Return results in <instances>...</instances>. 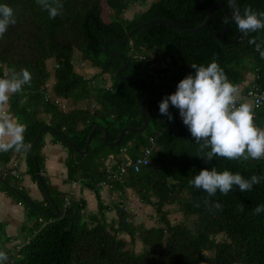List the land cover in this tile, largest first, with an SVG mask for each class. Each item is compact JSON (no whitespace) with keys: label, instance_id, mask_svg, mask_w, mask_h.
I'll return each mask as SVG.
<instances>
[{"label":"trees","instance_id":"16d2710c","mask_svg":"<svg viewBox=\"0 0 264 264\" xmlns=\"http://www.w3.org/2000/svg\"><path fill=\"white\" fill-rule=\"evenodd\" d=\"M138 1L61 0L62 14L52 19L37 0H0V4L14 10L16 19L0 39V78L7 77L11 68L31 73L30 84L10 94L8 103L9 113L27 126L24 137L29 148L0 152V164L10 163L16 154H25L27 174L44 195L42 201H36L22 187L20 178L0 177V192L23 205L28 220L33 222L21 231L25 241L11 248L7 245L13 237L0 222V251L8 256L4 264H264V212L255 215L252 211L264 204V180L251 191L240 192L237 188L227 196L217 191L210 199L219 202L222 210L206 206L208 194L189 184L200 170L210 171L213 167L218 172H238L245 178L264 176V159L201 160L197 157L198 145L178 118L179 110L170 105L171 121L159 113V103L174 94L188 74H194L190 67L193 63L207 66L215 58L238 88L247 73H253L254 79L262 83L264 58L250 40L264 45V30L243 34L237 43H227L221 38L226 15L215 8L208 26L201 31L185 32L165 23H153L135 32L126 44L110 41L106 48L108 40H124L137 26L152 20L165 19L193 29L205 22L212 4L221 3L230 10L227 0H153L147 10L132 19L124 18ZM236 3L241 13L247 6L264 11V0ZM104 4L117 18L104 19ZM238 32L234 21H230L225 39L234 40ZM113 53L123 54L128 62L121 75L151 79L153 90L145 109L149 125L143 133L126 131L117 146L106 145L105 133L97 129L84 153L97 126L108 130L109 142L116 141L127 127L144 126L142 104L149 83L143 78L118 76L124 60ZM76 61L81 66L87 62L99 71L85 77L75 69ZM49 62L53 67L48 66ZM100 76L104 85L96 84ZM107 76L111 79L109 86L104 79ZM52 78L56 83L48 85ZM49 92L53 98L46 99ZM57 97L89 103L94 98L96 104L63 111L54 101ZM259 110L255 121L263 125L264 106ZM40 132L42 136L36 140ZM48 133L69 150L67 180L94 192L97 214L86 213L85 199L69 197L67 205V195L51 186L45 176L43 155ZM31 147L41 169L42 184L38 182ZM146 148H153L152 163L140 172L130 168L122 181H110L109 185L123 193L121 198L126 197L128 188L133 189L143 203L155 207L159 225H136L123 200L113 207L118 218L108 222L106 214L112 206L105 205L100 186L106 180L105 161H124L126 157L136 161L144 156ZM170 204H178L185 219L193 218L192 225L173 224L164 210ZM121 234L129 235L133 242L139 238L143 251L130 249ZM221 234L224 239L218 241L216 237Z\"/></svg>","mask_w":264,"mask_h":264},{"label":"clouds","instance_id":"9594fccd","mask_svg":"<svg viewBox=\"0 0 264 264\" xmlns=\"http://www.w3.org/2000/svg\"><path fill=\"white\" fill-rule=\"evenodd\" d=\"M227 3L233 9L229 20L234 21L243 34L264 30V11L247 6L241 13L236 0H227ZM37 4L52 19L62 14L61 0H37ZM15 23L14 10L7 4H0V39ZM250 43L260 50V56L264 58V50H261L264 45L258 44L255 39ZM190 67L194 69V74H188L178 83L174 94L159 103V113L171 121L170 105L179 110L183 124L198 145L196 152L201 160L212 161L217 157L245 161L264 159V128L254 124L252 104L237 101L238 87L228 79L217 60L213 58L207 66L193 63ZM30 82L31 73L24 68L19 71L11 68L7 77L0 78V152H21L29 148L24 137L27 126L4 111V107L10 101V94L22 91L23 86ZM262 180L264 176L245 178L238 172H218L213 167L210 171L200 170L189 184L208 194L209 199L204 202L206 206L222 210L219 202L213 203L210 199L216 196L217 191L224 196L237 188L240 192L251 191ZM252 211L259 215L264 212V204L257 205ZM7 260V253L0 251V264Z\"/></svg>","mask_w":264,"mask_h":264},{"label":"crops","instance_id":"0c3cea01","mask_svg":"<svg viewBox=\"0 0 264 264\" xmlns=\"http://www.w3.org/2000/svg\"><path fill=\"white\" fill-rule=\"evenodd\" d=\"M82 71L85 72L84 74H82L85 77H89L90 74H93L91 70H88L87 68H84V70ZM254 80L255 79L253 74L247 75L246 80L238 88L237 98L244 99L245 102L251 103L249 99L245 98V95L248 87L254 82ZM4 111L9 112V104L5 105ZM257 119L256 113H254V124L260 128H264V124L262 126L255 121ZM43 155L45 156V176L49 180L51 186L57 188L60 192L66 194L68 198L70 197L74 199H85L87 202L86 213L97 214L96 212H94V209L98 210V201L94 192L86 187H83L80 183H72L67 180L68 169L66 167L65 161L68 158L69 153L64 145H62L61 143L54 142L52 133H48L45 136V146L43 148ZM12 160H17L19 163V170L22 175V187H24L28 191L32 199L36 201H42L44 199V196L41 193L38 184L33 181L29 174H27L28 165L25 154H16ZM116 194L121 197L120 195L123 193L115 187H103L101 195L105 205H108L105 202V196L108 197L110 195ZM111 211H113V209ZM16 221L20 222L23 228L25 227V225H33V222L29 221L26 216L24 206L16 203L6 193L0 192V222L6 225V231L8 236L13 237V242L8 243L7 245L8 248L17 245L18 242H20L19 238L21 237V235H23L21 232L23 228L21 227L22 229H19Z\"/></svg>","mask_w":264,"mask_h":264},{"label":"rangeland","instance_id":"374dc122","mask_svg":"<svg viewBox=\"0 0 264 264\" xmlns=\"http://www.w3.org/2000/svg\"><path fill=\"white\" fill-rule=\"evenodd\" d=\"M152 2H153V0H140V1H138L136 4L131 5V7L125 12L123 17L126 19H132L136 13H141V12L147 10L150 7ZM103 17L106 21H110L111 18H117L116 14L113 13V11L110 10L106 6V4H104ZM74 63H75V69L81 74L85 73L84 71H82V70H84V68L91 70V72L93 74H96L99 71L95 68H92L91 65L88 64L87 62H85V66L79 65V61H76ZM48 66H50V68L53 67V63L51 64L49 62ZM79 69H81V70H79ZM249 74H251V73H249ZM247 75H248V73L246 74V77H247ZM104 79L106 80L105 81L106 85H108V86L111 85V83H110L111 79L108 78V76H107V78L105 77ZM96 84L97 85H104V81H103V78H101V76L97 79ZM64 104H65V107H63V105H60L59 107L63 111H70L73 108H89V107L92 108L90 104H96V103H95V99L93 98L91 100V103H89V101L74 102L72 99H68V100L64 99ZM259 112H260V110H259ZM68 153H69V150H68ZM101 168H103L102 165H101ZM39 189H40V187H39ZM126 191H127V193L125 194L126 197H122V198L119 197V195H117V194L116 195H110L108 197L105 196V202L108 204V206H112V209H113V211H110L106 214L108 222H112V220H116L118 218L117 211L114 208H115L116 204L119 203L120 200H123L125 202L126 207H127L126 209L128 211V214L129 215L133 214L131 219L136 225L143 226L146 228L158 226L159 225V223H158L159 215H158L155 207L143 203L133 189L128 188ZM41 193H42V191H41ZM95 210L96 209H94V212L98 213V210H96V211ZM164 210L169 212V219L173 224L186 223L187 225L191 226L193 223V218H189V219L184 218V216L180 210V206L178 204L166 205ZM16 223L18 224L19 229L23 228L22 224L20 222L16 221ZM120 237L125 238L129 242V248L130 249H134L138 253L143 251L144 245L139 238H136L135 242H133L132 238L127 234H121ZM25 239H26V237L24 235H21V237L19 238L20 242H18V244L23 243L25 241ZM216 239L218 241L223 240L224 239L223 234L218 235L216 237Z\"/></svg>","mask_w":264,"mask_h":264},{"label":"built area","instance_id":"2783aa9c","mask_svg":"<svg viewBox=\"0 0 264 264\" xmlns=\"http://www.w3.org/2000/svg\"><path fill=\"white\" fill-rule=\"evenodd\" d=\"M261 50H264L262 48ZM255 51L257 53H260V50H257L255 48ZM154 65H157L154 64ZM58 67V66H57ZM260 78H258L259 80ZM262 83L258 82L257 80H254V82L248 87L245 98L249 99L251 101V104L254 109V113L258 111L261 107L264 106V78L261 79ZM48 85L55 84V79H51L49 81ZM52 94L49 92L47 94L46 99H51ZM55 103L60 106L64 104V99L57 97L54 99ZM238 102H245L244 99L237 98ZM66 103V102H65ZM181 119V117H178ZM153 149V148H152ZM151 148L145 149L144 156L139 157L136 161H132L129 159V157H126L124 161H117V160H107L104 163L105 170H106V180L101 182L100 186L102 187H110L109 185L110 181H122V179L128 174L129 169L133 167L135 172H140L144 167L150 165L151 159ZM8 176H14L16 178H22L21 172L19 170V163L18 161L11 160L8 164H0V177H8ZM67 205L69 204V198L66 199Z\"/></svg>","mask_w":264,"mask_h":264},{"label":"water","instance_id":"95a60500","mask_svg":"<svg viewBox=\"0 0 264 264\" xmlns=\"http://www.w3.org/2000/svg\"><path fill=\"white\" fill-rule=\"evenodd\" d=\"M215 8H221V9L223 10V12L225 13V15H226V25H225V27H224V29H223L222 34H221V38H222L224 41H226L227 43H230V44H233V43H237V42H239V41L241 40L242 36H243V33H242L240 30H239L238 35L236 36V38H235L234 40L229 41V40H226V39H225V35H226L227 30H228L229 25H230L229 17L232 15V11H233V9L230 7V10H228V9H227L224 5H222L221 3H214V4H212L211 7L209 8V11H208L207 18H206L205 22H204L201 26H199V27H196V28H193V29H186V28H182V27L176 25L175 23H173V22H171V21H168V20H165V19H156V20H152V21H150V22L143 23V24L137 26V27H136L135 29H133L130 33H128V35L126 36V38H125L124 40H118V39H111V40H108V41L106 42V44H105V47L107 48V45H108V43H109L110 41H112V42H116V43H120V44H123V45H124V44L127 43V41L132 37V35H133L135 32H137V31H139L140 29H142V28L148 26L149 24H153V23H165V24H168V25H170V26H172V27H174V28L180 29V30L185 31V32H198V31H201V30L205 29V28L208 26V24H209V22H210V20H211V17H212L213 11H214ZM113 54H115V55L121 57V58L124 60V65H123V66L117 71V75H118V76H120V77H122V78H124V79H127V78H133V79H134V78H143V79L147 80L148 83H149V92H148V94L146 95V97L144 98V100H143V104H142V116H143V119H144V126H143L142 128H138V129H136V128H132V127H127L126 129H124V130L122 131L120 137H119L116 141H114V142H109V138H108V130H107L104 126H97V127H95V128L92 130L91 135L89 136V139H88V145H87V148H86V150L84 151V153H87V152H88V149H89L90 144H91V142H92L93 135H94V133H95V131H96L97 129H100V130H102V131L105 133V135H104V141H105V144H106V145H109V146H117V145H119V144L121 143V141H122V139H123V137H124L126 131L129 130V131H133V132L143 133V132L148 128V125H149V122H148V120H147V118H146L145 109H146L147 101H148V99L150 98V96H151V94H152V90H153V83H152L151 79H150L148 76H145V75H144V76H141V75H124V76H123V75H121V72L124 71V70L127 68V66H128V62H126L125 57H124L123 54H120V53H113ZM41 136H42V132H40V133L38 134L36 140L40 139ZM63 140H64V141H67V142H69V143H71L67 138H63ZM71 144H72V143H71ZM30 151H31V154H32V157H33L34 163H35V165H36V173H37V177H38V182H39L40 184H42V179H41V169H40V167H39V164H38L37 158H36V156H35V154H34V152H33V148H32V147H31Z\"/></svg>","mask_w":264,"mask_h":264}]
</instances>
